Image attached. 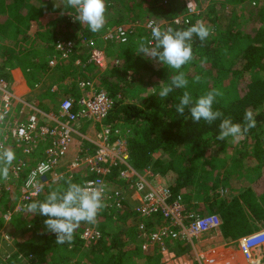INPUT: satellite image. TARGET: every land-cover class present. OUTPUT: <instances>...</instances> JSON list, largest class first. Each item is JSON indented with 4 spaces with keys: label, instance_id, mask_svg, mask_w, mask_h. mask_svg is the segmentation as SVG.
Here are the masks:
<instances>
[{
    "label": "trees",
    "instance_id": "trees-1",
    "mask_svg": "<svg viewBox=\"0 0 264 264\" xmlns=\"http://www.w3.org/2000/svg\"><path fill=\"white\" fill-rule=\"evenodd\" d=\"M182 4L183 0H105L106 23L93 33L74 19L71 14L75 11L66 7L65 0H0V39L19 51L17 60L31 88L38 87L42 75L51 69L50 52L41 54L39 44L52 52L57 41H76L71 58L55 67L67 75L62 79H74L71 84L76 99L83 94L78 79H95L99 74L95 62L87 57L85 43L97 44L108 29L130 22L139 14L158 23L176 25L175 30L186 29L198 20L210 27L211 35L206 41L193 38L194 59L181 69L189 81L187 89H176L166 99L159 97V85L162 81L170 82L176 70L137 54L140 38H149V32L140 28L126 44L107 42L110 65L98 80L99 87L115 100L106 123L129 131L131 165L139 171L149 169L166 179L172 195L181 197L188 212L198 211L202 216L217 214L222 220L220 227L200 235L193 245L182 241L170 243L168 250L175 257L194 254V247L199 251L213 249L264 229V0H212L200 15L191 16L189 23L182 19L186 14ZM50 15L55 17L46 23ZM176 19L180 22L175 23ZM32 25L38 29L32 42L29 43L27 35L22 39L16 37L17 32L30 30ZM116 59L119 65H115ZM77 60L85 64L83 69L75 65ZM222 72L232 75L242 90L229 104L217 97L214 109L236 123H243L245 110L251 109L257 121L245 139L237 142L232 155L227 153L231 138L215 140L219 121L212 125L203 120L193 123L187 109L184 116L175 111V103L184 91L195 99L218 89L215 79ZM0 77L9 82L2 65ZM142 82L144 88L138 86ZM151 85L155 86L152 92ZM219 157L224 158L220 166L216 162ZM23 159L24 155L11 168ZM122 169H114L112 180L118 181ZM66 179L67 176L44 189L37 200L43 201L49 192L65 188ZM3 182L0 180V230L10 234L21 232L19 240H15L16 251L6 264H155L154 254L160 251L144 252L139 246L137 227L143 219L129 201H123V207L118 208L112 199H106L96 222H81L74 232L73 243L61 245L56 243L55 234L45 229L43 221L47 217L16 214L5 224L3 214L14 206L18 190L14 186L6 192ZM118 183L120 187L127 186L122 180ZM160 221L158 217L145 222L152 227ZM88 228L101 234L96 243L89 245L83 238ZM20 254L26 260H20Z\"/></svg>",
    "mask_w": 264,
    "mask_h": 264
},
{
    "label": "built area",
    "instance_id": "built-area-1",
    "mask_svg": "<svg viewBox=\"0 0 264 264\" xmlns=\"http://www.w3.org/2000/svg\"><path fill=\"white\" fill-rule=\"evenodd\" d=\"M185 9L186 14L182 19H185L186 23H189L191 16L199 14L196 0H191L190 7H188V0H185ZM179 22L180 19L175 20V23ZM150 25H158L162 29L176 26L171 24L164 26L154 19H146L144 27L149 32V40H151ZM133 29V25H119L114 29H108L102 39L105 42L115 41L126 44L130 40ZM85 45L88 49L87 57L95 62L99 68V74L95 79L80 77L78 87L83 92L82 96L77 99L73 96L63 97L55 112L46 113L30 105L33 112H29L27 116L22 111L16 114L14 108L19 99L13 93L10 82L0 77V148L7 149V145L13 142L25 156V159L11 168L9 179L3 182L8 192L17 182L21 184L13 208L3 214L5 221L9 222L16 214L25 213V204L34 201L51 183L63 178L64 174L58 173V166L71 150L74 135H80L83 141L89 143L90 148L80 147L79 153L71 159L69 172L86 165L92 175L84 183L101 181L105 186L103 202L106 199H112L118 208H122V202L127 200V191L134 192L138 196L135 199L134 209L143 219L137 227V242L143 251L158 249L160 253H170L168 250L170 243L179 241L193 245L194 240L200 235L220 227L221 218L217 214L202 216L197 212H188L181 197H174L162 178L157 177L149 169L139 171L131 165L127 142L129 131L106 123L115 103L114 98L105 89L100 88L98 82L109 69L106 50L94 41L86 42ZM76 47L74 40L57 41L49 66L55 68L70 59ZM114 61L115 65H119V59ZM75 65L81 69L85 67L81 60H77ZM59 91L57 87L53 88V92ZM83 121L99 124L92 138L79 132L78 124ZM43 142L49 145L36 164L31 166L30 157L37 150L39 143ZM118 167L123 169L120 174L118 173L117 179L124 181L127 185L122 187L123 189L112 187V175L114 169ZM30 178L39 186V190L27 186ZM158 217L162 219V222L152 227L145 222L157 220ZM100 235L95 228H88L83 238L89 245L96 243ZM230 246L239 252L245 264H264V229L234 240ZM229 251L231 253L232 250L229 249ZM205 252L207 251H199L194 247L197 264H229L233 261L227 260L235 258V256L225 257L222 254L223 251L208 258ZM29 257L32 258V255ZM19 259L26 260L22 254L19 255Z\"/></svg>",
    "mask_w": 264,
    "mask_h": 264
},
{
    "label": "clouds",
    "instance_id": "clouds-1",
    "mask_svg": "<svg viewBox=\"0 0 264 264\" xmlns=\"http://www.w3.org/2000/svg\"><path fill=\"white\" fill-rule=\"evenodd\" d=\"M66 7L74 9L71 14L81 25H87L91 32H99L106 23L105 0H65ZM191 0H188V7ZM151 40L142 37L137 44V54L152 59L158 64L176 70L170 82H161L159 97L166 99L176 89H187L188 79L182 67L194 59L192 41L196 37L204 42L211 35V29L204 21L198 20L183 30L171 27L162 29L158 25H150ZM206 57L201 63L206 62ZM199 82V77L196 78ZM219 89H212L197 98H193L189 91H184L175 103V111L184 116L185 110L190 113L193 123L202 120L208 125L219 121L218 135L215 140L226 141L231 138L233 143L239 142L244 136L256 127L255 113L246 109L243 123H236L231 117L214 109L216 98L222 96ZM189 119V117H185ZM15 159V154L10 149L0 148V180L9 179V170ZM66 187L49 192L43 201L34 200L24 205L26 213L47 217L43 221L47 232L55 234L57 244L71 245L74 232L81 222L94 224L98 213L105 207V186L101 181L75 183L69 177L65 181ZM27 186L39 190L30 178Z\"/></svg>",
    "mask_w": 264,
    "mask_h": 264
},
{
    "label": "crops",
    "instance_id": "crops-1",
    "mask_svg": "<svg viewBox=\"0 0 264 264\" xmlns=\"http://www.w3.org/2000/svg\"><path fill=\"white\" fill-rule=\"evenodd\" d=\"M54 17L55 16H52V15L48 16L45 20L46 23L51 21ZM31 28L32 29H30V30H27L24 28L23 30L17 32L16 37H18V38L21 37V39H22L24 35H27L29 43L32 42V40H34L37 37L38 29L35 27V25H32ZM39 45H41L39 47V51L41 54L46 55L48 52H50L49 58H51L54 55L53 50H52V52L48 51V48H45L44 44H42V43H40ZM10 47H11L10 42H7L6 40L0 39V65L5 67V71L9 76L8 78H9V82H10L12 91L17 96V98L19 99V101H17V103H15V108H14L15 113L18 114L20 111H22V112H25L26 113L25 116H27L29 114V112L32 111L30 109L31 106H34L37 109H40L42 111L49 112V113L55 112L54 110L59 108V104H60V100H61V99H59L57 101L56 99L60 95H65V94L68 95L69 94V92H67V91H69V89L65 85V82H67V81L62 79V77H65V76L63 74H61V72L57 71V69H56L57 67L51 68L49 70V72L42 75V81L40 83L41 86L39 85L38 87L31 88L30 85L28 84L27 80H26L27 75L24 74V72L20 68L19 61L17 60L19 51L17 49H12ZM14 53L16 55V58H15L16 61L13 60V58H12V54H14ZM15 55H14V57H15ZM85 60H86V57H85ZM56 87H57V89L60 88V91L58 93L53 92V88H56ZM43 95L44 96L46 95V96L43 98H40ZM52 96H54L52 99H55V100H53L52 104H50V100H51ZM78 128H79V132H81V134H83L84 136H86L88 138H92V136H94L96 133V129L99 128V124L91 122V121H83V122L78 124ZM80 137H81L80 135H76V140H74V141L79 142L81 144L82 139L80 142ZM40 144H43V143H40ZM84 144H86V146L89 145L88 142H86ZM44 145L47 146L46 143H44ZM7 147H8L7 149H10L11 151L14 152V154L16 156V161H18L20 158L23 157L22 152L14 146L13 142H10L7 145ZM38 149H39V146H38L37 150L34 152L33 156L30 157L31 166H34L36 164L37 160L42 156L45 148L40 150V151ZM64 167H67V165H65ZM118 181L116 184H119ZM196 205H197V203H196ZM186 207H187V205H186ZM196 212L199 214L198 211H196ZM232 242L233 241H230L226 244L215 247L213 249L204 250V251H207V252H205V255L208 258H210V257H213L214 255H216L217 252L223 251L222 254L225 257L232 258L233 256H235V258H232V260H227V261H233L232 262L233 264H245L244 259L239 254V252L236 250H233L232 247L230 246ZM229 249L232 250L231 253H230ZM232 263H229V264H232Z\"/></svg>",
    "mask_w": 264,
    "mask_h": 264
},
{
    "label": "rangeland",
    "instance_id": "rangeland-1",
    "mask_svg": "<svg viewBox=\"0 0 264 264\" xmlns=\"http://www.w3.org/2000/svg\"><path fill=\"white\" fill-rule=\"evenodd\" d=\"M196 1L198 3V9H199V14H197L196 16H198V15H200L201 12H203V10H205V8L208 5H210V3H211L212 0H196ZM199 2H200V4H199ZM182 5L185 8V0H183V4ZM148 18H149L148 15L139 14L136 17H134L132 21L127 22V23H124L122 25H126V26L133 25V28H134L133 29V33L138 28H140L142 30H145V31H148L144 27V22ZM158 24L165 26V25L168 24V22L165 21V22L158 23ZM131 40H132V38L130 39V41ZM97 45L99 47H101V48H103V49L106 50V47H107L108 44H107V42L103 41L102 36H100L98 38ZM65 77H67V75ZM95 77H97V74L95 75ZM65 81H67V82H65V85L69 89V91H67V92H69L68 95L69 96H73V93H72V84L71 83L74 81V79H71V78L68 77V80H65ZM235 81L236 80H234V78L232 77V75H230L229 73H226V72L219 73V75H217V77L215 79V82L218 83V87L217 88L223 93V95L220 96V97L222 98V100H223V102L225 104L231 103L238 96V94H240V91L242 90V87L238 86ZM138 86L144 88V83L143 82L142 83H138ZM154 87H155L154 85H151L150 92L154 91V89H155ZM59 90H60V88H59ZM68 95H66V94L65 95H60L56 100L58 101L59 99H62L63 97L68 96ZM45 96L43 95L40 98H43ZM53 97L54 96L51 97L50 104H52V101L55 100V99H52ZM54 111H57V109L54 110ZM43 112H45V111H43ZM46 113H49V112H46ZM244 139H245V137L242 140H240L239 142L243 141ZM74 140H76V135H74ZM80 142H81V137H80ZM85 142H87V141H83L82 140V142L80 144L79 142L74 141V143H73V145L71 147V150L67 154L65 160H63L61 162V164L58 166V173L64 174L63 175V178L66 177V176H67V178L71 177L72 180H73V182H75V183H81V184H83L87 180V178L92 175L89 172V170L86 167V165L82 166L81 168H79V169H77L75 171L69 172L71 159L75 155H77V153H79V151L81 150L80 147L86 146V144H84ZM44 143H46V142H43V144L39 145V149H38L39 151L42 150V149H44V148H46L49 145V144L46 143L47 146H45ZM238 143L237 142L236 143H233L232 140H230V142L228 143V147H227V153L230 154V155L235 154L236 145ZM88 148H90L89 145H88ZM223 159L224 158H222V157H219V158L216 159V162H217V165L218 166L221 165ZM15 161H16V156H15V159L13 160L12 164ZM63 165L64 166L67 165V167H64ZM10 168H11V166H10ZM214 176H215V173H214ZM165 181H166V179L163 180V182H165ZM58 182L55 181V182L51 183L49 186H47V187L49 188V187H51L52 185H54V184H56ZM116 183L117 182L115 180H112V187L114 189H123L122 187H120L119 184H116ZM1 184L2 183H0V187H1ZM3 184L6 186L5 183H3ZM20 185L21 184L20 183L18 184V182L16 183V185H14L15 187H17L16 188L18 190L17 193H19V191H20V189H19V186ZM3 190H6V188H3ZM8 191L6 190V192H8ZM222 192H223V190L221 191V193ZM43 193H44V191L42 192V194ZM17 196H16V198H17ZM38 197L36 199H34V200H37ZM126 197H127V201H129V203L131 204V206H133L135 204V199L138 198V196L135 195V193L134 192H131V191H127ZM11 207H12V204H11ZM25 214H27V213L25 212V213L18 214V215L24 217ZM10 222H11V220L9 222H5V224L8 225V223H10ZM1 234H3V236ZM0 235H1V238H0V264H2V263L6 264V261H7L8 257H10L11 255H13V253L16 250L15 240H17V238L19 240V238L21 236V232L20 231H15L14 233L10 234V233L6 232V230H4V231L3 230H0ZM156 254H159V255H156ZM195 256L196 255H194V254H189V255H186L185 257H175V255L172 254V253H166V252H164V253H155L154 254V263L155 264H197V261H196V257Z\"/></svg>",
    "mask_w": 264,
    "mask_h": 264
}]
</instances>
